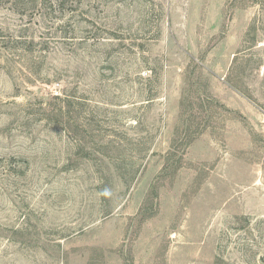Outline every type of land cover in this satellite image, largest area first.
<instances>
[{"label":"rangeland","instance_id":"1","mask_svg":"<svg viewBox=\"0 0 264 264\" xmlns=\"http://www.w3.org/2000/svg\"><path fill=\"white\" fill-rule=\"evenodd\" d=\"M0 264H264V0H0Z\"/></svg>","mask_w":264,"mask_h":264}]
</instances>
